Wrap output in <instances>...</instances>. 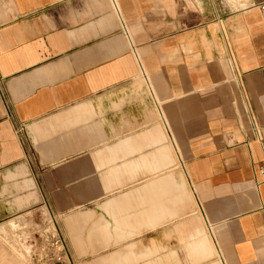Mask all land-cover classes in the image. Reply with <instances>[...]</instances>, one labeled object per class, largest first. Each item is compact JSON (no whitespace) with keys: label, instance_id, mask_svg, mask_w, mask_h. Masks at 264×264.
Returning <instances> with one entry per match:
<instances>
[{"label":"crops","instance_id":"0c3cea01","mask_svg":"<svg viewBox=\"0 0 264 264\" xmlns=\"http://www.w3.org/2000/svg\"><path fill=\"white\" fill-rule=\"evenodd\" d=\"M263 2L0 0V264H264Z\"/></svg>","mask_w":264,"mask_h":264},{"label":"built area","instance_id":"2783aa9c","mask_svg":"<svg viewBox=\"0 0 264 264\" xmlns=\"http://www.w3.org/2000/svg\"><path fill=\"white\" fill-rule=\"evenodd\" d=\"M258 7L264 10V2ZM31 264H67V248L63 236L51 224L43 222L32 234H25Z\"/></svg>","mask_w":264,"mask_h":264},{"label":"rangeland","instance_id":"374dc122","mask_svg":"<svg viewBox=\"0 0 264 264\" xmlns=\"http://www.w3.org/2000/svg\"><path fill=\"white\" fill-rule=\"evenodd\" d=\"M21 223H19L20 225ZM17 233V229L16 230H13V231H9V232H6L4 234H1L0 238L3 239L2 241H5V242H8L9 238L14 239V234ZM16 247V248H15ZM11 249L16 252V253H19L21 254L22 256H24V251H23V245L21 246H11ZM24 258V257H23Z\"/></svg>","mask_w":264,"mask_h":264}]
</instances>
